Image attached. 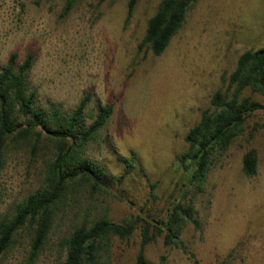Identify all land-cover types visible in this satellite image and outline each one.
<instances>
[{"label": "rangeland", "instance_id": "rangeland-1", "mask_svg": "<svg viewBox=\"0 0 264 264\" xmlns=\"http://www.w3.org/2000/svg\"><path fill=\"white\" fill-rule=\"evenodd\" d=\"M67 1L0 0V67L12 52L22 61L32 50L31 77L41 103L72 112L88 94L87 125L101 105L114 106L85 150L105 169V183L98 189L83 183L68 188L49 241L32 264L63 262V239L87 219L107 216L123 223L141 216L158 225L178 201L193 211L180 235L185 247L166 246L163 232L146 246L152 264H223L233 248L241 256L229 264H264V111L249 117L216 158L202 190L190 185L179 162L188 150V130L227 83L240 54L264 47V0H198L159 56L138 44L160 0H139L129 20V0H73L62 17ZM244 94L264 104V95ZM32 140L8 144L0 168V218L43 185L55 158L57 140L43 137L37 151ZM252 147L259 169L249 178L242 157ZM132 151L138 160L123 177L124 158ZM137 222L129 238L103 243L98 264L136 261L143 221ZM30 240V229L21 231L0 264H26Z\"/></svg>", "mask_w": 264, "mask_h": 264}, {"label": "trees", "instance_id": "trees-1", "mask_svg": "<svg viewBox=\"0 0 264 264\" xmlns=\"http://www.w3.org/2000/svg\"><path fill=\"white\" fill-rule=\"evenodd\" d=\"M197 1L160 0L155 13L148 20L145 34L138 44L139 50H151L155 56L161 55L182 28L189 10ZM138 2L128 1V20ZM72 6L73 0H68L62 17L69 14ZM35 62L36 56L32 50L26 53L22 61L18 60V53L12 52L0 67V168L10 141L33 138V151L39 149L43 137L59 143L43 185L19 202L12 213L0 218V259L15 244L17 235L30 229L26 264H32L45 249L55 211L68 188L83 183L98 189L105 183V169L86 156L85 150L114 112L113 104L101 105L94 120L87 125L84 113L90 101L88 94L72 112L54 104L43 105L39 99V88L31 77ZM246 91L264 95V47L247 49L240 54L227 83L211 96L210 106L202 111L200 120L185 136L188 150L180 156L179 162L196 191L203 189L216 158L240 136L248 118L256 111H264V104L245 95ZM124 159L128 164L123 177L135 167L138 153L132 151L131 157ZM258 169V150L252 147L242 157V172L251 178L257 175ZM192 216V209L181 201L172 204L167 216L157 220L158 225L140 216L137 221H143L140 226L142 242L133 264H152L146 256V246L163 232L166 246L185 247L180 235L184 224ZM137 221L121 223L103 216L74 226L62 241L66 256L60 264H98L103 243L112 237L129 238L138 227ZM240 256L241 251L233 248L222 263L229 264L232 257L236 259Z\"/></svg>", "mask_w": 264, "mask_h": 264}]
</instances>
